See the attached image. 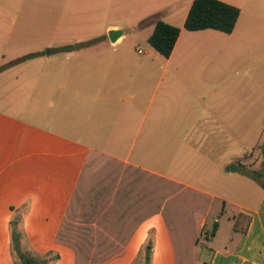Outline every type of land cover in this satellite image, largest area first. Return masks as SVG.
Masks as SVG:
<instances>
[{"label":"crops","instance_id":"crops-1","mask_svg":"<svg viewBox=\"0 0 264 264\" xmlns=\"http://www.w3.org/2000/svg\"><path fill=\"white\" fill-rule=\"evenodd\" d=\"M218 1L231 34L185 30L194 0H0V264L14 220L49 264H264V190L231 169L264 137V0Z\"/></svg>","mask_w":264,"mask_h":264},{"label":"trees","instance_id":"trees-1","mask_svg":"<svg viewBox=\"0 0 264 264\" xmlns=\"http://www.w3.org/2000/svg\"><path fill=\"white\" fill-rule=\"evenodd\" d=\"M240 11L238 8L225 4L218 0H194L189 14L186 18L184 29L187 31H200L214 29L226 34H231L235 28ZM181 29L169 25L163 21H158L154 31L148 39L149 44L162 56L169 57L174 50ZM39 54H28L13 62L8 66L19 64L38 57ZM262 155V167L260 170H248L241 162L232 165L231 169L243 176H250L255 179L264 190V137L259 145ZM15 220L12 223V243L15 256L20 264H49V255L45 257L33 256L28 250L22 251L21 234L14 229ZM218 224L213 225L211 236L215 235ZM54 259V257H53ZM149 263V254L146 255V264Z\"/></svg>","mask_w":264,"mask_h":264},{"label":"rangeland","instance_id":"rangeland-1","mask_svg":"<svg viewBox=\"0 0 264 264\" xmlns=\"http://www.w3.org/2000/svg\"><path fill=\"white\" fill-rule=\"evenodd\" d=\"M129 36H133V34L132 33H130V35ZM131 38L132 37H129V39H128V41H131ZM141 44V43H140ZM52 58H56L55 56H52ZM261 133V132H260ZM255 134V138L253 139V141L251 140V139H248V149L246 150V153H247V156H248V164H247V169L248 170H255L256 168H257V170H260L261 169V167H262V161H260L259 163L257 162V159H256V157L258 156L259 158H260V156H262L261 155V151H260V149L258 148L257 150H253L254 149V147L256 146V144H257V142L258 141H260V135L261 134ZM254 142V144H253V146H251V143H253ZM233 151L236 153L237 151L238 152H244V148H238V146H236V147H234L233 148ZM255 163H258V165H256L255 167H253V164H255ZM244 177H246V180H247V182H248V184L252 187V188H255V189H258V190H260V185H259V183L255 180V179H253L252 177H250V176H244ZM232 189H234V188H232ZM227 192L232 196L234 193L233 192H231V191H229V190H227ZM215 214V212L212 214V215H214ZM242 223L244 224L245 223V219L243 218L242 219ZM222 226L224 227V228H226V226H227V223H226V221L225 220H223L222 221ZM208 228H207V230H210L211 228H212V224L211 223H209L208 224V226H207ZM222 237V236H221ZM21 250L22 251H25L26 249L24 248V246H22L21 247ZM20 264V263H19Z\"/></svg>","mask_w":264,"mask_h":264},{"label":"water","instance_id":"water-1","mask_svg":"<svg viewBox=\"0 0 264 264\" xmlns=\"http://www.w3.org/2000/svg\"><path fill=\"white\" fill-rule=\"evenodd\" d=\"M120 35L121 34L118 31L110 32L109 38L111 39L112 42H115L119 38Z\"/></svg>","mask_w":264,"mask_h":264}]
</instances>
